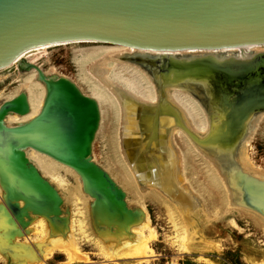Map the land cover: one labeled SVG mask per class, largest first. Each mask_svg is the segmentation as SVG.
<instances>
[{
  "label": "bare ground",
  "instance_id": "obj_1",
  "mask_svg": "<svg viewBox=\"0 0 264 264\" xmlns=\"http://www.w3.org/2000/svg\"><path fill=\"white\" fill-rule=\"evenodd\" d=\"M64 43L67 42L57 44ZM52 45L56 44L44 45L31 50L43 49ZM111 45L113 50L103 53L94 62L91 61L92 63L87 64L85 69H88V74L93 77L98 85L106 89L105 94H107L109 102L114 103L117 126L115 131L112 130V132H115L120 155L125 163L124 171L121 173L123 176L122 182L131 188L132 193L137 197L136 200H139L133 202L134 204L129 201H122V193L118 191L119 189L116 190L114 188V182L98 167L89 166L84 171L85 173L76 170L74 167L73 169L66 167V170L74 174L77 182L75 188H73L74 203L78 204L81 195L87 194V196L85 201H82V206H76L74 209L68 208L62 215L59 208L60 199L58 195L46 189L31 170L22 168L25 161L22 151L26 146H13L11 149L7 148V151L0 146V196L6 205L2 206L3 202L0 204V252L8 248L13 249L11 253L17 261L30 260V262H34L38 260L37 262H41L39 258H44L38 256V244H33L32 241L25 244L13 242L15 240L13 236L21 233L18 229V223L24 224L26 228L25 232H40L42 235L41 241L47 240V244L51 242L52 245L56 240L61 241L62 244L70 243V239L75 241L73 248L66 250L62 247L59 249L65 252L68 260L75 258V254L79 248V242L76 240L75 233L73 232H79L82 235L85 232H95V235L97 234L96 236L99 239L98 241L104 243L106 248L107 244L112 247L120 242H124L135 243L134 245L136 246H133L137 253L148 251L150 249L148 239L144 237L143 232H154V230L149 225L144 205L142 202L140 203V200L146 196L152 197L163 206L165 217L174 231L184 232L188 236L187 232H193L189 230V226L194 222L191 208L192 206L200 205L199 201L204 198H197L191 193L188 195V192L184 191L186 189H182L181 186L184 187L186 184L180 182L179 173L182 169H178L177 162L173 163L175 159L171 158L173 162L169 159L170 161L163 163L164 167L160 171L164 175H160V179H158L160 181L159 187L156 184L154 185V180L150 184L147 183L150 180L148 177L154 174V171L149 173L150 171L148 172L146 169H149L154 164L149 156L152 155L151 147L156 142L151 143V147L145 148L144 144L147 143L145 137H156L157 139L159 127L169 121L170 118H172L173 124L182 125L181 127L184 131L185 125L189 127L187 131L180 132L183 136L182 142L185 143L187 151L198 154L202 159L209 158L210 160L207 161L208 166L214 174L213 179L215 178L211 187L222 196L216 198L215 216L220 214L219 212L229 210L232 206H235V208H247V211L254 213L253 217L256 225L264 229V185L256 183L258 181H253L255 182V187H252V181L247 180L245 183H240L238 177L242 173V170L238 171L236 164L244 169H253L251 162L247 160L244 144L236 143L235 140L238 138L234 140L235 143H231L227 148L222 147V144L220 146L210 145L208 142L209 140H218L220 137V135L209 137L214 129L219 128V130L225 131L226 128H229V126L236 122V117L232 113L233 110L237 109L234 108L235 106H238V108L240 106L241 108V106L248 104H243L240 101L237 104L236 102L232 104L230 101L232 92L229 91L231 89L228 88L226 91L224 88L218 89L215 86V81L219 80L218 73L220 70L234 73L243 67L256 63L257 59H261L264 55V44H246L217 49L180 50H154L118 44ZM31 50L21 53L9 64ZM85 53L86 55L95 54L93 50H88ZM110 58H113V60H110L113 63H117L118 61L129 62L149 80L148 82L151 83L152 90H155L152 91L153 93L150 95L148 101L129 94V91L126 92L124 88H120L112 81L108 74L109 69L103 62V60ZM102 67H105V74L101 77L97 74L96 69ZM59 81L70 85L68 82L57 78L47 79L45 76L36 78L33 74H29L18 91L0 96V129H10L33 121L40 113L49 93L55 91V96L50 97L52 100L48 108L56 106L60 108L61 112L55 109L54 111H49L48 114L51 115L50 119L52 122L58 126L59 131H57L62 134H68L69 131L72 133L74 131L76 133L79 132L80 123L83 120V116L79 114L81 107L71 100L65 103V98L62 96L63 92H61L63 88L57 85ZM163 88L167 97L165 104L160 103L162 101L160 100L159 91H162ZM178 90L191 97L199 106L201 114L200 123L198 120L195 122L193 119H187L180 110H177L176 106L178 104L176 105L171 95L173 91ZM261 90L257 89L254 93L251 92L250 98L252 102L257 103L250 105V109H258L256 110L258 112L264 111V93ZM20 98L26 104V109L23 113L6 108V103H15L13 100ZM149 101L150 103H148ZM179 112H181L180 116L184 118L183 124H179L177 121ZM97 116L96 125L99 124L100 119L98 111ZM259 116L262 115L260 114ZM259 116H257V119H260ZM252 121L255 124L258 120ZM252 123L251 126L253 127L254 124L252 125ZM239 125L238 123L236 129L239 128ZM246 127L247 131L249 127L248 123ZM178 129V127H174L171 130L172 132H170L171 144L175 148L177 146L172 137L174 133L178 132ZM193 129L197 131V134L193 133ZM12 132L10 131L8 136L15 139V135ZM206 133H208L207 137L202 139ZM75 137L76 135L71 137L72 139L68 143V148L73 147ZM104 139L106 140V137ZM27 148L31 149L30 155L38 160L42 167L44 166L43 171L51 169L52 166L54 167V162L56 161L60 163H58L60 166L63 164L67 165L32 146ZM70 152H72L71 149L66 154L69 155L71 154ZM182 156L184 155L182 154ZM148 158L150 159L148 164H145L147 166L144 170L137 169L139 166L138 162ZM192 158L194 157L192 156ZM156 160L159 163V158ZM243 176L245 175L243 174ZM260 179L264 182L263 177L258 180ZM179 183L181 184L179 185ZM200 184L202 185V183ZM248 186L253 189H248ZM174 194H177V197ZM204 211L207 213L206 210ZM27 213L28 215H26ZM24 215L26 216L25 219L23 218ZM61 246L60 244L59 248ZM50 249L49 251L52 252L51 250L53 249ZM18 264L24 263L18 262Z\"/></svg>",
  "mask_w": 264,
  "mask_h": 264
},
{
  "label": "rangeland",
  "instance_id": "obj_2",
  "mask_svg": "<svg viewBox=\"0 0 264 264\" xmlns=\"http://www.w3.org/2000/svg\"><path fill=\"white\" fill-rule=\"evenodd\" d=\"M88 50H93L95 54L86 55L85 52ZM111 50H113L111 44L94 41L67 42L64 44L48 46L43 49L31 50L26 54L21 55L19 59L11 64L0 68V96L18 91L23 85L25 78L29 74H33L36 78L45 76L47 79L57 78L59 80H64L77 92H80V94L82 92L85 96L94 97L98 109L101 108L99 109V124L90 140L89 151L87 152L86 157L81 159V161L83 160V163L88 164L85 160L88 158L89 162L94 164L91 166H96L104 171L110 180L114 182V188L116 190L119 189L118 191L122 193V201L133 203L139 199L136 200L137 197L132 193L131 188L124 185L122 182L123 176L121 173L124 171L125 163L120 155L115 132H112V130L115 131L117 126L114 114V103L109 102L107 94H105L106 89L98 85L93 77L88 74V69H85V66L91 61L94 62L98 57L100 58L103 53ZM110 60H113V58L103 60V62L109 69L108 74L112 81H114L120 88H124L126 92L129 91V94H133L138 98L148 101L150 95L153 93L152 91L155 90H152L151 83L148 82L149 80H147L141 72L129 62L118 61L117 63H113ZM104 68L96 69L97 74L101 77L105 74ZM164 92V88L162 91H159L160 100L162 101L160 103L163 104L167 102L166 93ZM171 98L176 105L178 104L176 106L177 110H180L187 119H193L195 122L198 120L200 123L199 120H201V114L199 106L191 97L178 90L173 91ZM148 103H150V101ZM244 107L245 106H241V108L236 107L237 109L233 111L230 110L233 115H235L236 122L229 126V128H226L225 131L222 129L219 130V128L214 129L209 137L211 138L212 135H220V137L218 140H209L208 142L210 145L220 146L222 144L221 146L225 148L235 142H239L241 145L244 144V151H246L245 153L248 158L247 160L251 162L253 169H244L235 163L236 167L238 166V171L242 170V173L238 176L239 181L240 183H245L247 180L252 182L258 181L256 183L264 185L262 179L258 180L259 178H264V175H262L264 174V111L258 112L256 111L258 109L253 110L250 109V107ZM181 112L178 113L177 118L179 124H183L184 119L180 116ZM260 114L262 116H259ZM256 115L259 116L260 119H257ZM254 117L258 121L255 120ZM251 120L257 121V123L254 124ZM184 123L186 124V122ZM238 123L240 125L238 126L239 128L236 129ZM247 123L249 127L246 131ZM251 123L252 125L254 124L253 127L251 126ZM181 126L173 124L172 118H170L169 121L159 127V135L157 139L156 137H145L147 143L144 144V147H151V143L156 142L151 147L152 149L150 148L152 155H154L149 157L153 160L154 166L150 164L151 167L146 170L148 172L150 171L149 173L154 171V174L152 176H149L148 174V178H150L147 182L148 184L154 180V185L156 184V186L159 187L160 181L158 179H160V175L163 174V172L161 173L160 171V169L164 167L163 163L174 158V162L173 160H171V162H177L178 169H182L179 173L180 182L186 184L184 187L181 186L182 189L185 188L186 190H183L188 192V195L191 193L197 198H204L199 201L200 205L192 206L191 208L193 212L192 219H194V222L189 226V230L193 231L187 232L189 237L186 236L184 232L183 234L174 231L165 217L163 206L152 197L146 196L142 198L143 200H140V203L142 202L144 205L149 225L154 230V232H143L144 237L148 239L150 248L148 251L137 253L134 247L136 246L134 245L135 243L124 242H120L112 247L107 244L106 248L104 243L98 241L99 239L96 236L97 234L95 235V232H85L83 235L79 232H73L75 233L76 240L79 242V248L75 254V258L68 260L65 252L59 249L62 247L66 250L73 248L75 241L70 239L71 242L68 244L64 243V245L61 241L56 240L57 242L54 241V244L52 245L51 242L50 244H47V240L41 241L40 238H42V235L40 232H25L26 228L24 224L18 223V229L21 233L16 236L14 235L13 238L15 240H11H13L14 243L16 242L19 244L31 243V241L33 244H38V256L44 258H39L41 262H37L38 260L34 262H30V260L17 261L11 253L13 249L8 248L0 252V264H18V262L26 264V261L27 264H264V229L256 225L253 217L254 213L247 211V208H235V206H232L230 207L231 209L229 208V210L225 212H219L220 214L215 216L216 198L222 196L219 195V193H216L215 189L213 190L211 187L215 178L213 179L214 174L212 173V169L208 166L207 161L209 158L202 159L198 154L194 152L193 154L187 151L185 143L182 142L183 136L181 133H183L184 130H182ZM174 127L179 128L178 132L174 133L172 137L176 143V148L171 144L172 140L170 137V132H172L171 130ZM184 127L185 131L189 128L186 125ZM193 131V133L197 134V131L194 129ZM207 134L208 133H206L202 139H205ZM105 137L106 140L104 139ZM30 151L31 149L27 147L22 151V155L25 158L24 167L22 166V168L29 171L31 170L46 189L51 192L53 191L58 195L60 199L59 208L61 214L63 215L68 208L74 209L76 206H82V201H85L87 194L80 196L77 205L74 203L75 198L73 197V188H75L77 183L76 178L71 171L65 169L66 167L73 169V167L68 164L60 166V163L55 160L54 167L52 166L51 169L43 171L44 166L42 167L38 160L30 155ZM182 154L184 156H182ZM190 154L194 158H192ZM167 155L168 157H166ZM155 157L159 158V163ZM149 159L150 158L140 160L137 169L143 171L147 166L145 164H148ZM243 174L245 176H243ZM181 183H179V185ZM200 183H202V185ZM254 183L255 182L252 183V187L254 186ZM252 187L250 188V186H248V189H253ZM174 195L177 197V194ZM65 198H67V200H65ZM2 202L4 203L0 196V204H2ZM3 205H5V203L2 204V206ZM204 210H206L207 213H205ZM26 215H28V213ZM24 216L23 218L25 219L26 216ZM60 244L62 246L59 248ZM122 247H124L123 250ZM49 249L52 252H50Z\"/></svg>",
  "mask_w": 264,
  "mask_h": 264
},
{
  "label": "water",
  "instance_id": "obj_3",
  "mask_svg": "<svg viewBox=\"0 0 264 264\" xmlns=\"http://www.w3.org/2000/svg\"><path fill=\"white\" fill-rule=\"evenodd\" d=\"M86 40L154 50L264 44V0H0V68L31 49ZM218 77L215 86L231 89L232 104L255 105L251 92L264 93V55L234 73L220 70ZM57 85L63 88L65 103L71 100L81 107L80 131L58 132L48 114L55 109L61 112L56 106L48 108L53 91L33 121L0 129V146L5 150L32 146L85 173L93 165L81 159L97 128V102L64 82ZM20 99L6 103V108L23 113L26 104ZM10 131L15 139L8 136ZM75 135L73 147L68 148Z\"/></svg>",
  "mask_w": 264,
  "mask_h": 264
}]
</instances>
